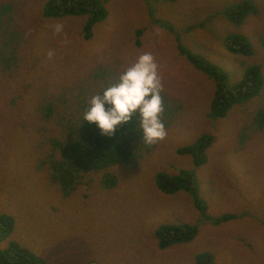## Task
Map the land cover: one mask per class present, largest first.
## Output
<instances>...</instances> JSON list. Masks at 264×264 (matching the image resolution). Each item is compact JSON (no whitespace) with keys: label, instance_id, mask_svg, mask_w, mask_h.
I'll return each mask as SVG.
<instances>
[{"label":"rangeland","instance_id":"1","mask_svg":"<svg viewBox=\"0 0 264 264\" xmlns=\"http://www.w3.org/2000/svg\"><path fill=\"white\" fill-rule=\"evenodd\" d=\"M47 1L0 0V216L14 221L0 248L14 241L45 264H197L199 254L213 264H264V0H249L254 12L239 24L224 11L244 0H99L107 17L89 39L86 16L46 19ZM235 34L247 38L251 55L225 48ZM178 42L223 71L231 87L257 67L259 93L213 118L214 82L181 56ZM145 52L159 65L167 137L149 146L142 130L137 140L128 133L127 164L87 173L65 195L66 177L53 178L52 166L71 153L91 97ZM204 135L212 141L201 164L177 153ZM182 170L193 174L208 217H238L214 224L187 192L158 189V173ZM106 173L116 178L112 188L102 184ZM184 224L197 227L194 238L161 249L156 228Z\"/></svg>","mask_w":264,"mask_h":264},{"label":"trees","instance_id":"2","mask_svg":"<svg viewBox=\"0 0 264 264\" xmlns=\"http://www.w3.org/2000/svg\"><path fill=\"white\" fill-rule=\"evenodd\" d=\"M254 12V6L249 0H244L236 5L225 9L224 13L230 21L235 24L241 23L244 17ZM68 16H86L82 32L85 39L92 35L93 27L104 21L107 17V10L99 0H48L43 7V17L46 19L68 17ZM152 22L160 27L173 32V26L167 22H160L151 17ZM137 35L141 34L137 30ZM179 40V35L175 34ZM179 43V42H178ZM138 40L135 45H138ZM264 45V38H263ZM225 48L233 54L249 56L252 50L249 41L243 35H230L224 40ZM178 51L184 56L197 70L204 73L214 82V95L210 103V115L213 118L225 117L229 109L259 93L262 86V76L257 67L249 68L241 81L231 87L227 82V75L216 66L210 64L201 56L190 52L180 43ZM45 117H49L51 110H43ZM49 113V114H48ZM133 120L125 125L119 126L115 134L111 137L101 134L100 129L94 123L82 122L81 133L78 140L70 146L71 153L65 149V158L62 163H55L51 170L52 177L59 178L64 175L66 178L62 181L63 192L65 195L83 183L85 174L90 172H99L108 167L117 164H127L132 153L129 137H137L141 134V129L131 131L130 126ZM212 139L208 135L200 137L193 145L181 147L177 150L178 154L190 155L195 165L203 161V152L209 146ZM59 145L58 143H56ZM75 152V157L72 156ZM80 152V157L76 153ZM83 158H87L82 161ZM55 173L56 177H55ZM107 174V173H106ZM104 174L102 184L105 188H112L117 184L116 178L111 174ZM98 180V175L95 173ZM110 175L111 177L105 178ZM94 180V181H95ZM82 181V182H81ZM72 182V183H71ZM71 183V184H69ZM156 185L160 191L165 194H173L179 190L187 192L193 199L195 208L200 212L201 217L212 221L214 224L225 222L238 217L235 214H224L214 219L206 214V205L199 198L196 183L193 174L190 171H180L177 176H168L163 173L156 175ZM87 187H91L89 183ZM103 188V189H105ZM69 189V190H68ZM89 191L85 189L83 197L88 198ZM80 205L81 202H80ZM14 221L5 216H0V243L10 235ZM197 233L195 225H159L154 235L158 240L159 247L165 249L173 243H187L191 241ZM197 264H213V258L209 254H199L196 256ZM0 264H45L43 260L32 255L29 251L21 248L14 241H8L4 248H0Z\"/></svg>","mask_w":264,"mask_h":264},{"label":"clouds","instance_id":"3","mask_svg":"<svg viewBox=\"0 0 264 264\" xmlns=\"http://www.w3.org/2000/svg\"><path fill=\"white\" fill-rule=\"evenodd\" d=\"M52 28L58 35L64 26L57 23ZM52 56L53 52L49 51L48 57ZM162 91L159 65L150 52H145L120 74L118 82L107 87L102 95L91 97L83 120L96 124L102 135L111 137L119 126L138 117L143 141L151 146L168 135L161 119L164 113Z\"/></svg>","mask_w":264,"mask_h":264}]
</instances>
